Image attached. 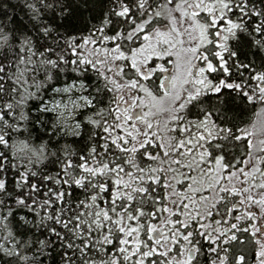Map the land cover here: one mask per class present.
<instances>
[{"label": "snow or ice", "instance_id": "1", "mask_svg": "<svg viewBox=\"0 0 264 264\" xmlns=\"http://www.w3.org/2000/svg\"><path fill=\"white\" fill-rule=\"evenodd\" d=\"M0 264H264V0H0Z\"/></svg>", "mask_w": 264, "mask_h": 264}]
</instances>
